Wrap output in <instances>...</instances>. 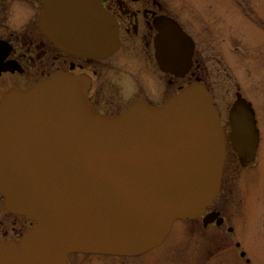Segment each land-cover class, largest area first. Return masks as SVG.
<instances>
[{
  "label": "water",
  "instance_id": "obj_1",
  "mask_svg": "<svg viewBox=\"0 0 264 264\" xmlns=\"http://www.w3.org/2000/svg\"><path fill=\"white\" fill-rule=\"evenodd\" d=\"M46 1L40 28L59 47L87 58L117 50V21L100 2ZM175 30L182 55L156 57L182 78L193 47ZM89 88L86 76L59 72L0 102V194L7 210L35 224L17 243L0 242V264H67L76 253L140 257L220 193L226 136L206 86L190 83L161 106L135 101L112 116L93 109ZM228 119L239 163L254 162L260 137L252 105L238 96ZM219 214L204 225L221 226Z\"/></svg>",
  "mask_w": 264,
  "mask_h": 264
},
{
  "label": "flooded vegetation",
  "instance_id": "obj_2",
  "mask_svg": "<svg viewBox=\"0 0 264 264\" xmlns=\"http://www.w3.org/2000/svg\"><path fill=\"white\" fill-rule=\"evenodd\" d=\"M92 1L100 2L103 9L115 18L119 27L118 48L115 52L104 54L110 55L105 58L77 56L80 54L59 47L47 33L43 32L40 28V20L46 13V0H0V102L9 91L28 90L38 82L59 72L89 78V102L97 112L110 116L124 112L135 101L161 106L176 95L181 88L196 82L204 84L216 102L212 89L205 81H208L206 75H209V72L202 57V55L215 52H208L207 47L201 48L200 44H203V39L199 38L200 36H209V13L207 14L206 5H189L194 10L193 17L195 13H199V16L198 14L195 16L196 20L207 17V21H194L191 24L190 19L184 17L178 3L170 4L169 1L165 2L164 0ZM233 5L237 6V15L241 13L248 23L253 24L254 29L235 20L225 27L224 38L226 41L237 44L252 35L257 45V47L253 46L254 51L258 55L261 54L260 44L264 36L261 34L262 28H264V9L256 6L254 10H251L232 1L224 4L223 14H228ZM236 22L238 25L233 26ZM173 26L188 36L187 45L193 47L192 66L182 78L164 72L156 57V55H182L177 42L172 39L176 33ZM239 26L246 27V33L239 29ZM257 28L258 31H256ZM214 35L216 38V31ZM237 49L240 50L239 47ZM223 50L226 53L225 48ZM252 53L253 51L248 54ZM242 54L231 55L227 62L228 65L230 66V62H232L237 68L244 69L247 55L243 52ZM257 67L264 70L263 67H260L259 62ZM250 70L253 71L252 68ZM254 72L257 73V71ZM234 95L235 99L230 101L231 106L228 109V114L238 96L245 99L254 109L252 101L246 98L242 90L236 91ZM220 116L226 136V151L232 150L228 140L231 131L229 119L226 122V116L223 117L221 112ZM255 119L261 139L256 113ZM256 160L257 154L255 161L250 164L241 165L238 160L239 167L243 172L255 169ZM250 182L247 196H251L257 191L256 188L252 191ZM245 205V211L249 216L252 213L262 212L260 204L256 201L249 200ZM210 207L205 210L202 216L193 221L197 222L201 219L204 228L222 227L226 221L222 212L216 209L210 210ZM209 213H220L218 218L223 219L221 226L217 225V221L207 226L204 225L203 219ZM246 217L248 218V216ZM33 226L34 223L25 217L7 210L4 198L0 194V242L17 243L23 234ZM228 232L232 233L233 228L229 227ZM238 244L236 243V247L240 248L241 245L238 246ZM241 253L242 251L240 257ZM78 256L82 255H76L75 258L70 256L68 264H83L84 261ZM242 258L247 264V260H249L247 256Z\"/></svg>",
  "mask_w": 264,
  "mask_h": 264
},
{
  "label": "rangeland",
  "instance_id": "obj_3",
  "mask_svg": "<svg viewBox=\"0 0 264 264\" xmlns=\"http://www.w3.org/2000/svg\"><path fill=\"white\" fill-rule=\"evenodd\" d=\"M164 1H169L170 4L178 3L184 17L190 19L191 24L194 21H207V17L200 19L198 17L199 20H196L195 16L197 14L199 16V13H195L193 17L194 10L189 5H206L207 14L209 13V36L199 37L203 39V44H200V47H207L208 52L214 51L215 53L202 55L209 72V75H206L208 81H205L212 89L216 101L214 102L215 106L217 105L216 107L223 117L226 116V122L228 121V109L231 106L230 101L235 99L236 91L242 90L246 98L252 101L262 136L255 163L256 168L243 172L239 167L235 152L227 150L222 189L219 197L210 207V210L216 209L222 212V216L226 220L222 227L204 228L201 219L197 222L179 220L174 223L170 234L161 246L140 257H78L84 261L83 264H246L245 259L240 257L242 251L251 264H264V70L257 67L259 62L260 67L264 68V36L261 40V54L259 55L254 51V47L257 45L252 35L247 36L242 43L226 41L224 29L230 22L240 21L248 28L253 24L248 23L241 13L237 15V6L235 5L230 7L228 14H223L224 4L227 2L233 1L254 10L256 6L264 9V0ZM237 25V22L233 24V26ZM230 26L232 25L230 24ZM238 28L246 33V27L239 26ZM252 29L254 28L252 27ZM261 34L264 35V28H262ZM251 51L253 53L248 54ZM242 52L247 55L245 68L239 69L232 62L229 66L227 63L229 57L233 54L241 55ZM251 68L253 71L250 70ZM254 71L257 73L255 74ZM249 182L252 191L255 188L257 190L251 196H247ZM249 200L259 203L262 212L252 213L249 216L244 207ZM229 227L233 228L232 233L228 232ZM236 243H239L241 247L237 248ZM73 257L75 258L76 255L71 256V258Z\"/></svg>",
  "mask_w": 264,
  "mask_h": 264
}]
</instances>
